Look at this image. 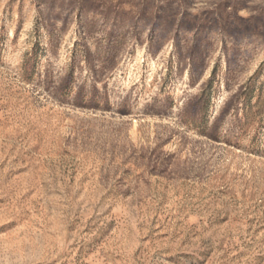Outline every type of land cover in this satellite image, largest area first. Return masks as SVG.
Wrapping results in <instances>:
<instances>
[{"label": "rangeland", "instance_id": "obj_1", "mask_svg": "<svg viewBox=\"0 0 264 264\" xmlns=\"http://www.w3.org/2000/svg\"><path fill=\"white\" fill-rule=\"evenodd\" d=\"M0 264H264V0H0Z\"/></svg>", "mask_w": 264, "mask_h": 264}]
</instances>
